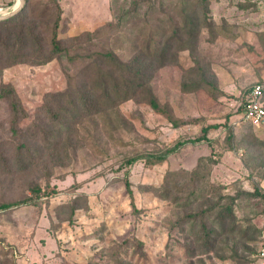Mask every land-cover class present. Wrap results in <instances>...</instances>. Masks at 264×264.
<instances>
[{
  "label": "rangeland",
  "instance_id": "374dc122",
  "mask_svg": "<svg viewBox=\"0 0 264 264\" xmlns=\"http://www.w3.org/2000/svg\"><path fill=\"white\" fill-rule=\"evenodd\" d=\"M179 1L163 0L170 6ZM134 2L59 0L60 36L102 29ZM13 4L0 0V12ZM32 4L52 6L50 0ZM209 8L205 18L212 25L195 45L184 39L190 51L155 74L150 88L156 110L130 100L98 118L58 126L42 106L48 94L66 87L59 62L0 67V88H13L22 117L13 125L9 101H0V204L31 198L0 210V264H251L264 244V185H258L264 131L233 122L247 90L264 81V0H209ZM103 36L123 42L113 30ZM205 127H211L209 145H186L163 163L122 167L125 156L158 154L199 137ZM211 152L218 164H202L198 177L189 179L186 174ZM17 157L30 164L24 171ZM169 173L173 200L163 201L159 194ZM202 179L195 201L189 200L193 181ZM35 187L42 192L31 193ZM228 196L236 199L234 220L224 222L220 209ZM73 202L79 209L71 213ZM211 206L217 210L209 214L206 237L199 216Z\"/></svg>",
  "mask_w": 264,
  "mask_h": 264
},
{
  "label": "trees",
  "instance_id": "16d2710c",
  "mask_svg": "<svg viewBox=\"0 0 264 264\" xmlns=\"http://www.w3.org/2000/svg\"><path fill=\"white\" fill-rule=\"evenodd\" d=\"M50 1L52 6L39 4L40 7H34L32 0H26L24 8L17 15L0 22V67L3 69L16 65L39 67L54 60L59 62L66 87L60 92L48 94L47 104L42 106L45 113L49 114L50 120L58 126L66 124L68 120H76L78 123L85 116L98 118L130 100L145 102L153 110L158 109L150 88L155 74L161 68L175 63L179 52L190 51V48L185 47L184 39H190L195 45L201 30L212 25L208 18H205L210 11L209 0H183L174 6L165 5L163 0H135L129 11L115 18V23L107 22L102 29L98 27L77 36L61 37L62 9L59 0ZM142 7L147 11L140 12ZM200 18H203V22ZM155 23L161 24L163 29L155 28ZM109 30L121 33L123 42L120 46L109 36H103ZM110 41H113L112 44ZM175 43L180 45L176 47ZM5 100L9 101L12 124L17 126L22 118L21 109H18L15 92L10 85L0 88V101ZM249 127L256 132H262L252 126ZM210 129L211 127L202 128L199 137L178 141L158 154L125 156L122 167L129 168L143 160L149 164L163 163L186 145L199 143L209 145L207 133ZM213 157L211 152L210 157L201 159L197 169L186 176H189V179L198 177L196 175L200 170L198 168L204 163L209 166L217 165L218 162ZM17 165L23 167L19 171L21 172L30 164H23L17 157ZM172 176L170 173L166 175L161 188L159 197L163 201L173 200L174 192L170 189ZM201 177L205 178V175ZM263 181L264 171L258 185L260 186ZM201 183L204 184L205 181L203 179L201 182L193 181V197L189 200L195 201L197 192L201 191ZM125 184L133 213H136L128 180ZM41 192L39 187L31 189V193L36 195ZM42 195L52 197L53 193L43 192ZM224 200L220 209L221 219L224 222L233 221L236 199L228 196ZM30 201L31 198H24L16 204H0V210L27 205ZM77 209L79 208L73 202L71 213ZM216 210L215 206H211L203 210L199 216L202 220V232L206 237L211 231L208 225L209 214ZM188 215L191 220L198 218V213ZM256 261L257 253L251 259V264H255ZM245 262L249 263V260Z\"/></svg>",
  "mask_w": 264,
  "mask_h": 264
},
{
  "label": "built area",
  "instance_id": "2783aa9c",
  "mask_svg": "<svg viewBox=\"0 0 264 264\" xmlns=\"http://www.w3.org/2000/svg\"><path fill=\"white\" fill-rule=\"evenodd\" d=\"M235 126H252L264 131V81L251 87L244 98L242 114L233 122ZM255 264H264V244L257 252Z\"/></svg>",
  "mask_w": 264,
  "mask_h": 264
},
{
  "label": "water",
  "instance_id": "95a60500",
  "mask_svg": "<svg viewBox=\"0 0 264 264\" xmlns=\"http://www.w3.org/2000/svg\"><path fill=\"white\" fill-rule=\"evenodd\" d=\"M25 4H26V0H24L22 9L24 8ZM22 9H17V6L15 4L14 6L12 5L10 8H8L7 10L1 11L0 12V22L12 18L13 16L17 15Z\"/></svg>",
  "mask_w": 264,
  "mask_h": 264
},
{
  "label": "clouds",
  "instance_id": "9594fccd",
  "mask_svg": "<svg viewBox=\"0 0 264 264\" xmlns=\"http://www.w3.org/2000/svg\"><path fill=\"white\" fill-rule=\"evenodd\" d=\"M23 3H24V0H17L16 2L17 9H22Z\"/></svg>",
  "mask_w": 264,
  "mask_h": 264
},
{
  "label": "bare ground",
  "instance_id": "6f19581e",
  "mask_svg": "<svg viewBox=\"0 0 264 264\" xmlns=\"http://www.w3.org/2000/svg\"><path fill=\"white\" fill-rule=\"evenodd\" d=\"M16 2H17V0H15V1H14V4H13V6L16 4Z\"/></svg>",
  "mask_w": 264,
  "mask_h": 264
},
{
  "label": "crops",
  "instance_id": "0c3cea01",
  "mask_svg": "<svg viewBox=\"0 0 264 264\" xmlns=\"http://www.w3.org/2000/svg\"><path fill=\"white\" fill-rule=\"evenodd\" d=\"M263 185H264V181H263Z\"/></svg>",
  "mask_w": 264,
  "mask_h": 264
}]
</instances>
